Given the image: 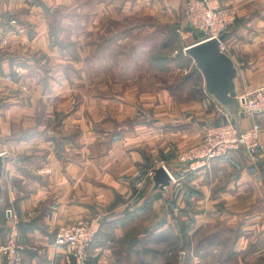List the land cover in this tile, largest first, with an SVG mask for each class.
Segmentation results:
<instances>
[{"label": "crops", "instance_id": "crops-1", "mask_svg": "<svg viewBox=\"0 0 264 264\" xmlns=\"http://www.w3.org/2000/svg\"><path fill=\"white\" fill-rule=\"evenodd\" d=\"M184 4L0 0L18 21L0 32V249L18 219L23 264H76L58 229L101 215L89 264H264V153L197 172L180 161L229 121L175 44L201 40ZM220 4L238 12L226 42L243 95L264 85V0ZM252 122L264 143V116ZM161 165L173 183L152 192Z\"/></svg>", "mask_w": 264, "mask_h": 264}, {"label": "built area", "instance_id": "built-area-1", "mask_svg": "<svg viewBox=\"0 0 264 264\" xmlns=\"http://www.w3.org/2000/svg\"><path fill=\"white\" fill-rule=\"evenodd\" d=\"M184 18L189 32L200 35L201 40H220L224 33L230 32L236 25L238 12L234 8H223L220 0H185ZM7 22L10 26L18 24L15 18L5 21L0 13V32ZM220 48L228 53L226 40H220ZM240 97L244 99L242 106L248 118L264 116V85ZM240 149L248 153L258 150L264 153L260 123H248L241 126L240 130L230 120L224 124H209L204 130L202 141L185 151L180 156V161L186 164L189 171L197 172L208 169L213 161ZM102 228L101 215L81 219L74 224L61 226L57 231L55 244L66 247L76 264H89V250ZM20 233V222L14 219L0 249L5 264H23L24 247L20 243Z\"/></svg>", "mask_w": 264, "mask_h": 264}, {"label": "water", "instance_id": "water-1", "mask_svg": "<svg viewBox=\"0 0 264 264\" xmlns=\"http://www.w3.org/2000/svg\"><path fill=\"white\" fill-rule=\"evenodd\" d=\"M229 34L230 32L224 33L220 40H226ZM220 40H200L188 46L185 53L194 60L196 67L203 74L206 93L216 102L221 113L226 115L240 130L247 118L242 106L244 99L239 95L240 70L232 57L221 50ZM8 160H10L9 156L0 154V197L2 201H4V170ZM151 180L152 192L167 191L173 183V177L165 166L156 168ZM8 215L11 216L10 211Z\"/></svg>", "mask_w": 264, "mask_h": 264}, {"label": "rangeland", "instance_id": "rangeland-1", "mask_svg": "<svg viewBox=\"0 0 264 264\" xmlns=\"http://www.w3.org/2000/svg\"><path fill=\"white\" fill-rule=\"evenodd\" d=\"M196 33H194V36H197L198 34H196ZM177 35V34H176ZM178 36V35H177ZM200 36V35H199ZM177 38H178V40H177ZM176 38V40H177V42L175 43L176 44V46L178 47V49L181 51V53L182 52H185V47L187 46L186 44L188 43H190V42H192L194 39H193V37H190V38H186V39H181L179 36ZM196 38V37H195ZM180 39V40H179ZM197 39V38H196ZM175 40V39H174ZM178 61H180V62H182V60L181 59H178L177 60V62ZM161 264H162V262H161ZM175 264H178V262H176Z\"/></svg>", "mask_w": 264, "mask_h": 264}]
</instances>
